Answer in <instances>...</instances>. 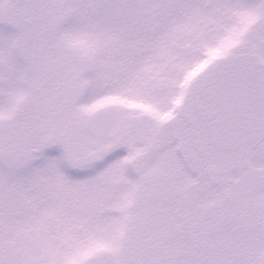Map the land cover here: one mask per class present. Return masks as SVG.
I'll return each mask as SVG.
<instances>
[{
	"label": "snow or ice",
	"instance_id": "obj_1",
	"mask_svg": "<svg viewBox=\"0 0 264 264\" xmlns=\"http://www.w3.org/2000/svg\"><path fill=\"white\" fill-rule=\"evenodd\" d=\"M0 264H264V0H0Z\"/></svg>",
	"mask_w": 264,
	"mask_h": 264
}]
</instances>
